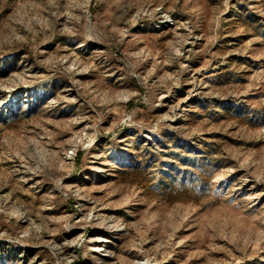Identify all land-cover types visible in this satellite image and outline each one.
I'll return each mask as SVG.
<instances>
[{
	"label": "rangeland",
	"instance_id": "rangeland-1",
	"mask_svg": "<svg viewBox=\"0 0 264 264\" xmlns=\"http://www.w3.org/2000/svg\"><path fill=\"white\" fill-rule=\"evenodd\" d=\"M0 264H264V0H0Z\"/></svg>",
	"mask_w": 264,
	"mask_h": 264
}]
</instances>
